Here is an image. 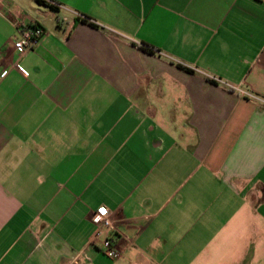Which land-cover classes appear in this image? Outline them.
Wrapping results in <instances>:
<instances>
[{"label": "crops", "instance_id": "1", "mask_svg": "<svg viewBox=\"0 0 264 264\" xmlns=\"http://www.w3.org/2000/svg\"><path fill=\"white\" fill-rule=\"evenodd\" d=\"M232 87L264 101V0H0V264H264V102Z\"/></svg>", "mask_w": 264, "mask_h": 264}, {"label": "built area", "instance_id": "2", "mask_svg": "<svg viewBox=\"0 0 264 264\" xmlns=\"http://www.w3.org/2000/svg\"><path fill=\"white\" fill-rule=\"evenodd\" d=\"M16 27L18 29V37H16L13 44L15 49L20 53L33 50L39 44L44 34L43 28L38 25L22 26L16 24ZM232 89L236 90L242 97L264 102L246 90L236 87H232ZM90 221L98 226L97 231L90 241V245H97V243H99L100 248L107 257L110 259L120 258L122 252L115 245V236L120 235V232L118 230V222L114 218L113 212L106 207H101L92 212Z\"/></svg>", "mask_w": 264, "mask_h": 264}, {"label": "trees", "instance_id": "3", "mask_svg": "<svg viewBox=\"0 0 264 264\" xmlns=\"http://www.w3.org/2000/svg\"><path fill=\"white\" fill-rule=\"evenodd\" d=\"M144 50H148L149 52H152V50L148 49V48H145L143 47Z\"/></svg>", "mask_w": 264, "mask_h": 264}]
</instances>
